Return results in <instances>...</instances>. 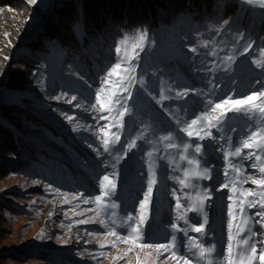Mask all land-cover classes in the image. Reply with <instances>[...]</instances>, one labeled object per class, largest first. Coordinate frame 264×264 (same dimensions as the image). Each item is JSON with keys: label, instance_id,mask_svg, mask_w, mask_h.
I'll return each instance as SVG.
<instances>
[{"label": "rangeland", "instance_id": "obj_1", "mask_svg": "<svg viewBox=\"0 0 264 264\" xmlns=\"http://www.w3.org/2000/svg\"><path fill=\"white\" fill-rule=\"evenodd\" d=\"M21 1L24 5L12 4L13 0H9V4H0V59L9 57L7 61L4 60L6 70L0 99L2 103L16 106V115H21L22 119L19 128L25 135L24 141L31 143L33 149L28 151L30 157L0 152V168L3 170L0 172V264H136L137 251L129 253L123 259H114L128 247L126 244L118 243L116 247H112L106 242V247H99L101 242H105V230L99 223H78L89 217L95 218V204H85L83 199L94 198L99 194L98 178L107 174L116 184L112 199L120 205L121 215L124 212L133 213L134 209L138 213L139 201L144 199V192L147 190V151L151 146L144 140H138L137 147L116 162L114 157L122 155L121 145H126L130 138L135 137L144 124L153 125L157 129L155 135L160 134V129H166L187 139L186 134L179 131L181 125L153 99L154 96L159 99L161 82L164 86H171L168 95L173 97L164 100L163 104L181 120L189 119L203 110L204 104L201 102L205 97L197 93L208 91L206 85L213 77L215 91L219 96L235 93L237 95L234 98H241L250 94L260 88L257 81H264V69L257 68L253 63L254 59H259V50L264 48V34L261 35L259 29L252 31L250 26L237 28L238 22L229 24L231 32L225 29L216 34L210 30L211 26L228 19L216 18L207 13L205 18L194 10H183L175 15L171 11L167 18L159 16L149 21L124 20V23H114L106 28L104 34L93 37L88 43L85 42L87 34L84 20L76 18L70 21V25L78 38V44L72 46L73 44L62 40H53L54 35L47 33L51 26L49 21L56 15L55 9L67 0H42L35 6H29L26 0ZM235 1L244 10L242 14L250 11L252 16L264 13V8L258 5ZM136 29H147L150 41H155L151 46H146L145 52L140 53V66L137 69L138 73L147 72L144 78L151 84V95L143 90H139L140 94H137V90L133 91L128 101L132 107V115L125 116L127 123L120 143L110 155L103 153L100 128L103 127L108 133L107 138L111 139L112 133L116 131L112 117L100 119L101 115L108 114L93 111L89 104L95 103V92L100 86L102 70L110 66V63H115V42L123 33ZM236 32L244 33V39L238 43ZM5 33L10 35L6 37ZM203 39H215L219 47L223 48L220 56L230 54L233 45H236V59L230 69H225L221 64L214 74L198 70L201 66H210L215 59L204 55L206 49L200 48L199 54L189 50ZM249 41L253 42V47L249 52L243 53V48ZM216 62L220 63L219 60ZM20 63L22 64L18 67ZM12 70L15 75L13 77L21 86L8 84ZM185 89H188L186 97L175 98L177 91L183 92ZM57 96L61 99H54ZM72 96H76L77 100L67 103ZM78 103L80 107L76 106ZM16 115L14 114L15 117ZM66 117L74 119L70 122ZM77 125L81 127L74 131ZM213 134L217 135L215 130ZM147 135L151 139L154 133L149 131ZM232 135L235 143L236 134ZM202 143H212L218 149L223 142L206 138ZM96 149L102 154L97 155ZM171 151L175 154V150ZM207 151V159L215 171L213 179L199 181V184L203 187L208 181L214 194L211 202L218 210L216 214L219 218L228 214V204L231 203L227 199L231 194L229 189L216 190L224 181L226 161L221 151ZM152 160L156 170V185L163 192L160 209L167 212L159 218V233L167 232L163 238L165 241L170 238V224L176 222V197L173 190H177L178 196L183 193L180 185L173 179L180 172L174 170L167 160L157 161L155 156ZM241 163L246 167L251 161ZM180 167H187L186 162L181 163ZM248 174L259 175L250 168ZM48 185L52 189H58L60 193H69L67 199L71 203H64L65 197L49 189ZM243 187L256 188L250 183ZM185 190L194 194L191 189ZM79 193L84 194L83 198L72 199L73 194ZM181 201L184 204L183 199ZM151 204L150 200L149 207ZM257 210L249 209V213ZM188 219L190 225L198 226L197 216L191 215ZM220 220L221 231L228 235V219ZM255 228V231L263 232L259 224ZM220 229H217L218 232ZM89 232L94 235H89ZM41 233L43 238H40ZM153 233L155 237L158 232ZM180 237L186 241V237ZM108 239L110 241L114 238ZM155 239L159 241L156 237ZM101 252L105 255L101 256ZM144 258L143 254L141 260Z\"/></svg>", "mask_w": 264, "mask_h": 264}, {"label": "snow or ice", "instance_id": "obj_2", "mask_svg": "<svg viewBox=\"0 0 264 264\" xmlns=\"http://www.w3.org/2000/svg\"><path fill=\"white\" fill-rule=\"evenodd\" d=\"M40 2L42 0H26L29 6H35ZM240 2L264 8V0H240ZM230 23H235V21L231 18L223 20L219 25H212L210 30L216 34L222 33L225 29L231 32L232 29L228 28ZM4 35L7 37L10 34L5 33ZM235 36L237 43L244 39L243 32H236ZM154 42V40L150 41L147 29H136L123 33L115 42V63H110V66H106L102 70L103 75L99 78L100 86L95 92V103L89 104V107L93 111L108 114V116L101 115L100 119L106 120L111 116L113 126L116 128L111 139L107 138L108 133L104 131V128H100L103 153L111 155L115 146L120 143L121 134L127 123L125 116L132 115V107L129 106L128 101L131 99L133 91L137 90V94H140L139 90H143L151 95V84L146 82L144 78L147 72L138 73L137 69L140 66V53L145 52L146 46H151ZM8 43L10 45L11 42ZM252 47L253 42H247L243 48V53L249 52ZM200 48L207 50L204 52L206 57L215 58L210 66H201L198 69L200 71L214 74L220 69L221 64L225 69H230L235 62V44L231 53L224 56L219 55L223 48L219 47L215 39H203L198 45L191 46L189 50L199 54ZM3 59L7 61L9 57L4 56ZM217 60L220 63H217ZM253 63L257 68L264 69V48L259 50V59H254ZM214 79V77L209 79L206 85L208 91L197 93L205 97V100L201 102L204 104L203 110L199 114H193L189 119L181 120L163 104L164 100L173 98L168 95L171 91L170 85L164 86L161 82L162 86L158 93L159 99L153 97L157 104L165 108L173 120L181 125L179 131L186 134L187 139L166 129H160V134L155 135L157 129L153 125L144 124L143 129L135 137L130 138L126 145H121L122 155L114 157L116 162H119V159L126 156L128 151L137 147L138 140H144L151 146L147 151L149 157L147 190L144 192V199L139 201L138 213L134 209L133 213L124 212L121 215L120 205L112 199L115 195L116 184L109 179L107 174L98 178L99 194L95 195L94 198L83 199L85 204H95V218L89 217L78 221V223L92 222L102 226L105 230V242H101L99 247L101 249L106 247V242L110 243L112 247H116L118 243L128 245L122 254L114 259H123L129 253L138 250L136 264H158V262L159 264H169V262L192 264V257L196 258V264H264V232L254 230L256 224L264 229V81H257L260 84L259 89H255L241 98H234L237 95L235 93L217 95ZM187 95L188 89H185L183 92L177 91L175 98L181 99ZM54 99L59 100L61 97L57 96ZM76 100L77 97L72 96L66 102L72 103ZM249 101L257 102L249 103ZM76 106L80 107L81 105L78 103ZM184 111L186 112L187 109ZM229 113L233 115H229ZM66 118L70 122L74 119L73 117ZM79 127L81 126L77 125L73 130L76 131ZM213 130L217 135L213 134ZM149 131L154 133L151 139L147 135ZM232 134H236L235 143ZM206 138L213 141L219 139L223 143L217 149L212 143L203 144L202 141ZM157 145L161 147H157ZM245 149L248 151L245 152ZM171 150H175V154ZM207 150L221 151L223 159L226 161L223 169L224 181L216 189L217 191L229 189L231 193L227 197L232 203L228 204L229 220L226 251L221 249L217 252L215 244L211 242L205 244L188 235L189 231L201 233L204 224L207 223V213L204 208L205 202L211 199L212 190L207 185L201 187L199 184V181L213 179V172L215 171L214 166L210 165L207 159L209 155ZM96 151L97 155L102 154L98 149ZM154 156L157 161L167 160L174 170L180 172L179 176L173 177L180 185V191L191 189L194 192V194L184 193V199L187 201L185 205L182 203L181 197L176 195L177 190H173V195L176 197V222L170 224L172 229L171 233L168 234L170 238H166L164 242H159L154 237L152 229L155 225V218L152 217V223H148L150 197L153 193V187L157 183L156 170L152 160ZM245 160L251 161L246 167L241 163ZM185 162L187 167H180V164ZM249 168L255 170L259 175L248 174ZM216 175L219 179V172ZM249 183L256 188L243 187ZM48 188L56 191L59 195H63L65 197L64 203H71V200L67 199L69 193H60L58 189H52L51 185H48ZM83 195V193L73 194L72 199H81ZM233 196L236 197L235 200H233ZM233 204L236 205L240 215V220L235 225L233 223ZM253 208L258 210L250 214L247 210ZM91 210L89 209V211ZM189 212L203 214L204 224L190 225L187 216ZM255 217L259 219H254ZM180 221H183L184 227L180 226ZM234 228L235 231H233ZM181 232L183 237L187 238L186 244L183 238L178 236V233ZM88 234L94 235L92 232ZM40 238H43V233L40 234ZM108 238L114 239L109 241ZM182 246L187 247L191 257L180 254ZM141 253L144 254V260H141ZM100 255L104 256L105 253L101 252Z\"/></svg>", "mask_w": 264, "mask_h": 264}, {"label": "trees", "instance_id": "obj_3", "mask_svg": "<svg viewBox=\"0 0 264 264\" xmlns=\"http://www.w3.org/2000/svg\"><path fill=\"white\" fill-rule=\"evenodd\" d=\"M8 2L9 0H0V4H9ZM12 4L24 5L21 0H13ZM238 4L235 0H67L61 7L55 9L56 15L50 19L49 23L52 24L50 23L47 33L54 35L55 41L62 40L77 46L78 38L70 25V21L76 18L84 20L87 34L85 42L88 43L93 37L104 34L106 28L114 23H124V20L149 21L153 17L167 18L171 11L175 15L183 10H194L205 18H207L206 13L216 18H231L238 22L237 28L250 26L252 31L259 29L261 35L264 34V13L256 16H252L251 11L242 14L244 10L240 9ZM21 64L17 66L20 67ZM5 70V61L0 59V89L4 84ZM13 74L14 70L9 76L8 84L21 86ZM16 112L15 105L5 102L0 105V152L6 151L17 156L30 157L28 151H32L33 145L24 141L25 135L19 128L21 115H16ZM0 172H3L2 168Z\"/></svg>", "mask_w": 264, "mask_h": 264}, {"label": "bare ground", "instance_id": "obj_4", "mask_svg": "<svg viewBox=\"0 0 264 264\" xmlns=\"http://www.w3.org/2000/svg\"><path fill=\"white\" fill-rule=\"evenodd\" d=\"M206 185L208 186V181L206 182ZM182 192L183 193L180 194L179 196L181 197V199H183L184 204L186 205L187 201L184 199V193H190V192H188V190H185V191L183 190ZM213 195L214 194L211 191V196H213ZM162 197H163L162 190L155 184L153 187V193L151 194V197H150L152 204L148 209L149 217H150L148 223L151 224L152 223V217L155 218V225L153 226L152 231L156 232V233L158 232L155 237L160 242H164L163 238L167 235V232L159 233V230H160L159 218L162 215H164L165 213H167L163 209H160V202L162 201V199H161ZM235 199H236V197L233 196V200H235ZM231 203H232V201H231ZM204 211L207 213V223L206 224H204L203 214L195 213V212L187 213L188 218L191 215L197 216V218H198L197 220L199 221L198 226H199V224H204V228H203L201 233L189 231L188 235L193 237V238H197L198 240H201L205 244H207L208 242L215 244L217 247V252H219L221 249L226 251L228 235H226L223 231H221L220 228L222 227V225H220V222H221L220 219L224 218L225 220L226 219L229 220L228 214L224 215V216H219V218H218V214H216L218 210L214 207V204L211 202V199L207 200L205 202ZM247 211L249 212V210H247ZM234 212H236V213L234 214ZM233 215H234L233 223L235 225L240 220V215H239L238 209L236 207H233ZM175 219H176V217H175ZM179 223H180L181 227H184L183 221H180ZM145 227L147 228V225H145ZM218 228L220 229V232H218V230H217ZM254 230H256V228ZM233 231H235V228L233 229ZM263 232H264V229H263ZM182 234L183 233L181 232L180 236H183ZM185 243H187V238H186ZM126 246H128V245H126ZM136 251H138V250H136ZM180 254H186V255L191 257V253L188 252L186 246L184 247L183 250L180 251ZM142 255H143V253L140 254V256H142ZM135 256H137V252H135ZM191 259H192V264H196V258L192 257Z\"/></svg>", "mask_w": 264, "mask_h": 264}]
</instances>
